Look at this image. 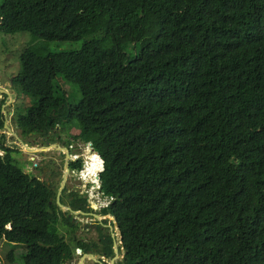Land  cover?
<instances>
[{
    "label": "trees",
    "instance_id": "16d2710c",
    "mask_svg": "<svg viewBox=\"0 0 264 264\" xmlns=\"http://www.w3.org/2000/svg\"><path fill=\"white\" fill-rule=\"evenodd\" d=\"M0 31L82 39L20 50L9 80L32 98L12 112L99 155L117 264H264V0H0ZM0 150V241L63 264L48 187Z\"/></svg>",
    "mask_w": 264,
    "mask_h": 264
},
{
    "label": "flooded vegetation",
    "instance_id": "af4514ba",
    "mask_svg": "<svg viewBox=\"0 0 264 264\" xmlns=\"http://www.w3.org/2000/svg\"><path fill=\"white\" fill-rule=\"evenodd\" d=\"M71 132L56 125L27 133H38L40 138L35 140L38 146H30L31 150L45 148L56 152L53 157L49 154L41 165L39 159L32 163L35 167L31 171L35 174L30 175L48 187V202L55 203L52 211L62 217V239L72 242V253L63 264H78L80 259L81 264H117L122 257L119 235L112 216L103 211L106 196L102 192L98 196L99 169L95 166L96 172L92 171V164L81 154L79 143L85 142ZM34 153L39 154L40 150Z\"/></svg>",
    "mask_w": 264,
    "mask_h": 264
},
{
    "label": "rangeland",
    "instance_id": "374dc122",
    "mask_svg": "<svg viewBox=\"0 0 264 264\" xmlns=\"http://www.w3.org/2000/svg\"><path fill=\"white\" fill-rule=\"evenodd\" d=\"M81 40L82 39L79 38L74 40L51 39L43 41L38 37L32 38L28 31H0V88L6 89L5 91L10 92L11 95V98H9V94L0 92V117L2 119V127L0 128V134H2V138L0 139L4 144L12 147L11 154L17 165L20 166L23 171H26L30 174H35V172L31 171V167H35L34 165L32 166V163H35V161L37 162L39 159L38 163L41 165L47 160L49 154H51V157H53L52 154H56V152H52L50 149L45 150V148H36L35 150H31L25 147V145L35 147L38 146V144H35V140H40L39 135L38 133H32L29 135L21 134L19 128L15 124L13 112H22L24 107L30 103L32 96L22 92L19 86L11 84L9 78L20 69L18 55L20 50L28 44L41 46V51L67 50L78 48L80 46ZM63 87L70 102H74L78 99L79 92L74 83L64 82ZM72 131H75V128H73ZM79 144L81 146L82 156L84 159L89 160V162L92 164V171L96 172L95 166L97 169L100 167L99 160L89 149V146L86 143L80 142ZM38 150H40V156L39 154L34 153V151ZM89 150L90 153H88ZM1 152L2 151L0 150V153ZM54 157H56V155H54ZM98 191V196H101V190ZM105 200L107 201V197ZM24 248L25 246L21 243L1 240L0 260L2 264H22L21 253ZM9 251L11 254H13L11 259L7 258V253Z\"/></svg>",
    "mask_w": 264,
    "mask_h": 264
},
{
    "label": "clouds",
    "instance_id": "9594fccd",
    "mask_svg": "<svg viewBox=\"0 0 264 264\" xmlns=\"http://www.w3.org/2000/svg\"><path fill=\"white\" fill-rule=\"evenodd\" d=\"M2 89V88H1ZM0 92H4V91H0ZM88 146H89V143L88 142H85ZM89 149L93 152V154L97 157V159L99 160V165H101L100 164V161H102L101 160V158L99 157V155L95 152V151H93L91 148H90V146H89ZM99 169H100V167H99ZM113 219V218H112Z\"/></svg>",
    "mask_w": 264,
    "mask_h": 264
},
{
    "label": "water",
    "instance_id": "95a60500",
    "mask_svg": "<svg viewBox=\"0 0 264 264\" xmlns=\"http://www.w3.org/2000/svg\"><path fill=\"white\" fill-rule=\"evenodd\" d=\"M23 144V143H22ZM25 145V144H24ZM25 147H27L28 149H33V148H31L30 146H28V145H25ZM113 223L116 225V222L114 221V219H113ZM78 264H81V259L78 261Z\"/></svg>",
    "mask_w": 264,
    "mask_h": 264
},
{
    "label": "crops",
    "instance_id": "0c3cea01",
    "mask_svg": "<svg viewBox=\"0 0 264 264\" xmlns=\"http://www.w3.org/2000/svg\"><path fill=\"white\" fill-rule=\"evenodd\" d=\"M5 90H6V89H1V88H0V91H4V93L9 94V98H11L10 92H8V91L6 92ZM9 98H8V99H9Z\"/></svg>",
    "mask_w": 264,
    "mask_h": 264
},
{
    "label": "built area",
    "instance_id": "2783aa9c",
    "mask_svg": "<svg viewBox=\"0 0 264 264\" xmlns=\"http://www.w3.org/2000/svg\"><path fill=\"white\" fill-rule=\"evenodd\" d=\"M107 201H108V198H107ZM120 248H121V246H120Z\"/></svg>",
    "mask_w": 264,
    "mask_h": 264
}]
</instances>
